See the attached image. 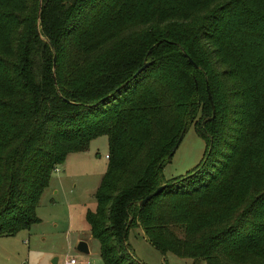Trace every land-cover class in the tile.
Listing matches in <instances>:
<instances>
[{
    "label": "trees",
    "instance_id": "trees-1",
    "mask_svg": "<svg viewBox=\"0 0 264 264\" xmlns=\"http://www.w3.org/2000/svg\"><path fill=\"white\" fill-rule=\"evenodd\" d=\"M38 1L0 0V236L106 136L85 212L103 264H143L136 226L162 256L264 264V0H41L37 20ZM189 124L203 155L164 179Z\"/></svg>",
    "mask_w": 264,
    "mask_h": 264
},
{
    "label": "rangeland",
    "instance_id": "rangeland-1",
    "mask_svg": "<svg viewBox=\"0 0 264 264\" xmlns=\"http://www.w3.org/2000/svg\"><path fill=\"white\" fill-rule=\"evenodd\" d=\"M205 149L204 140L189 124L171 158L162 168L164 179L185 174L200 161ZM106 136L90 141L87 151L72 153L65 164L51 174L55 187L39 208V222L11 236H0V264H64L70 257L89 264H103L99 242L90 235L85 221L87 209L95 206L94 191L107 166ZM65 169V172L62 170ZM49 197V200H48ZM140 227L129 229L127 245L130 253L143 264H205L179 258L167 253L162 256L143 240ZM87 243L88 253L77 250V243Z\"/></svg>",
    "mask_w": 264,
    "mask_h": 264
},
{
    "label": "water",
    "instance_id": "water-1",
    "mask_svg": "<svg viewBox=\"0 0 264 264\" xmlns=\"http://www.w3.org/2000/svg\"><path fill=\"white\" fill-rule=\"evenodd\" d=\"M40 8H41V0L38 1V9H37V20H39V13H40ZM188 61L195 67L196 65L194 64V62L189 58L187 57ZM148 63H144L136 72L134 75L138 74L144 67H146ZM208 98H209V102L212 106V101L210 99V95L208 93ZM213 107V106H212ZM213 113L214 111H212V117L213 118ZM185 129L182 130V132L180 133L176 143L174 144L173 148L171 149V151L169 152L168 156L167 157H170L172 156V154L174 153V151L176 150L178 144L180 143L181 141V138L183 136V133H184ZM164 188V185H161L159 187H157L155 190H153L152 192H150L148 195H146L143 199H141L139 202H138V205H143L145 204L151 197L155 196L156 194H158L162 189ZM77 250L81 253H84V254H87L88 253V248H87V243L83 240H80L78 243H77Z\"/></svg>",
    "mask_w": 264,
    "mask_h": 264
},
{
    "label": "crops",
    "instance_id": "crops-1",
    "mask_svg": "<svg viewBox=\"0 0 264 264\" xmlns=\"http://www.w3.org/2000/svg\"><path fill=\"white\" fill-rule=\"evenodd\" d=\"M86 151H87V150H86ZM71 154H72V153L68 154L67 157H66V159H67V158L69 157V155H71ZM66 159H65V161H66ZM106 159H107V158H106ZM65 163H66V162H64V164H65ZM54 171H58V169L56 168V170H54ZM62 171L65 172V169H63ZM58 177H60V176H57V177H56V180H52V178H50L47 187L44 189L43 193L41 194L40 199H39V202H38V205H37V208H36V215H37V216H38L39 208L45 205V201H46V199H44L43 197H45V195H50L51 192H53L52 189L55 187V183H56ZM97 186H98V185H97ZM48 200H49V197H48ZM94 207H95V206H94ZM93 209H94V208H93ZM93 209H91V210H93ZM140 229H141V228H140ZM140 232H141V234H142L143 240L147 242L145 236L143 235V231H142V229L140 230ZM126 241H127V240H126ZM87 248H88V246H87ZM88 250H89V249H88ZM88 252H89V251H88ZM79 261H80V262H84V261H87V260L82 259V260H79Z\"/></svg>",
    "mask_w": 264,
    "mask_h": 264
},
{
    "label": "built area",
    "instance_id": "built-area-1",
    "mask_svg": "<svg viewBox=\"0 0 264 264\" xmlns=\"http://www.w3.org/2000/svg\"><path fill=\"white\" fill-rule=\"evenodd\" d=\"M105 157L107 158V155H105ZM55 170H56V168H55ZM64 264H89V263H88V261L80 262L76 258L70 257L64 261Z\"/></svg>",
    "mask_w": 264,
    "mask_h": 264
}]
</instances>
